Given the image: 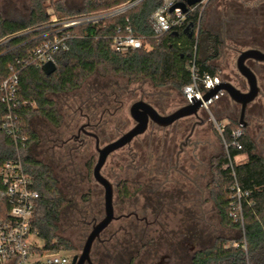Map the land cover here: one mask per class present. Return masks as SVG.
<instances>
[{"label": "rangeland", "instance_id": "obj_1", "mask_svg": "<svg viewBox=\"0 0 264 264\" xmlns=\"http://www.w3.org/2000/svg\"><path fill=\"white\" fill-rule=\"evenodd\" d=\"M54 1L45 0L47 14L52 11L55 13ZM246 1L252 3V6H258L261 0L213 1L206 9L202 25L213 38L223 35L226 39L220 56L213 64L217 66V76L222 81L231 82L242 92L248 90V85L236 68L239 54L251 49L248 45L252 42L264 48V8L260 6L256 14L250 15ZM65 6L68 12L79 13L84 9L85 0H65ZM31 10L32 0H0V14L6 19L26 23ZM211 44L209 39L204 46L201 44L202 56L213 54ZM255 70L258 71L259 67L255 66ZM260 86H263L261 90L264 92V81ZM99 87H105L103 91L108 94L107 99L112 100V103L103 107L107 112L102 115V125L95 130L91 129L101 137L102 146L118 139L135 126L136 122L130 115V107L135 102L141 99L151 101L162 115L170 114L180 108L181 104H185L183 94L158 90L149 83H130L121 76L94 75L81 89L62 98L50 95V99L58 103L65 121L56 129L43 118L35 117L31 128L39 135L40 140L32 147V154L38 161L50 166L59 190L68 200L74 201L82 214L79 222H63L61 226L60 235L70 241L74 250L60 253L70 260L81 254L92 229L91 223L104 217V189L93 177V169L98 160L95 140L82 137L83 143L71 141L66 146L62 144L76 136L78 129L87 122L81 113L88 111L85 109L80 112L79 108L84 107L86 100L94 95L95 88L101 91ZM113 90H116L115 96L111 95ZM101 100L103 97L98 101ZM240 109V105L226 94L208 110H202L200 117L204 124L196 127L192 143L180 155L178 163L176 160L180 145L188 137L192 125L197 122L195 117L184 118L166 129L150 124L146 133L108 157L102 174L114 185L123 179L143 182L140 192L129 200L119 199L117 193L114 194L116 216L135 212L139 218H147L148 224L150 223L149 226L144 221L140 224L141 227L145 225L147 247L136 255L137 246L128 245L129 252L134 251L133 255H136L133 264H193L194 254L211 248L219 237L234 242L243 236L241 229L226 226L219 216V210L211 196L213 174L210 164L213 157L227 150L226 137L221 134L218 126L226 127L231 124V128L236 131L235 123L240 122ZM245 121L248 124V134L264 156V98L259 97L250 105ZM242 130L246 135V127ZM245 162L246 155L235 158V164ZM166 178H170V181L166 182ZM178 189L185 191L181 195V201L172 203L173 200L165 195L160 199L166 203L164 211L157 216L155 210L158 211L162 205L158 206L159 200L155 198L156 195H152L153 190L164 195L177 192ZM156 220L157 224H153ZM124 225L128 224L123 220L113 222L101 237L109 238ZM140 226H128L133 232V239H137ZM32 241L39 247L45 245L40 237H35ZM120 249V245L111 246L110 255H107L103 246L97 245L92 253V260L94 264H118ZM162 256L168 257L162 259Z\"/></svg>", "mask_w": 264, "mask_h": 264}, {"label": "trees", "instance_id": "obj_2", "mask_svg": "<svg viewBox=\"0 0 264 264\" xmlns=\"http://www.w3.org/2000/svg\"><path fill=\"white\" fill-rule=\"evenodd\" d=\"M135 1L85 0L84 9L79 13L108 10ZM182 1L188 9H193L199 3L188 5L185 0ZM213 1L215 0H210L203 11L201 6H197L180 26L158 35L152 18L154 13L163 6L164 1L143 0L124 14L107 20L106 23L76 29L75 32L79 37L70 42V50L60 52L54 57L57 70L53 74L48 76L43 72L42 67L34 65L21 72V97L32 103L21 111L22 127L29 137L22 155L32 188L40 196L32 223L39 237L44 241L46 250H74L70 241L60 235L61 226L63 222L65 224L79 222L82 214L74 201L68 200L59 190L50 166L33 156L32 147L39 142L40 137L31 128L32 120L35 117H41L54 128H60L65 118L58 103L50 99V95L62 98L81 89L83 84L94 75L121 76L127 78L130 83H149L155 89L166 90L169 93L176 92L184 96L183 89L193 82L191 66L195 56L196 33L198 31L200 36L208 34L212 37L202 25L206 9ZM44 2L45 0H32L31 15L26 23L6 19L0 14V41L26 29L45 26L50 16L47 14ZM53 5L59 17L79 14L68 12L65 0H55ZM246 6L251 12L250 15H253L259 11L260 6L264 8V0H261L258 6L256 4L252 6V3L246 1ZM118 27L123 29L131 27L134 35L144 39V48L123 54L114 52L110 38ZM214 37L217 46H210L213 54L202 56L200 50L202 46H199L196 59V74L199 77L205 74L218 75V68L213 61L220 56L226 39L223 35ZM31 38L32 35L16 38L7 47L0 48V79L7 77L10 64L36 45V42H30ZM25 42H27L25 45L17 47ZM248 47L264 50L253 42ZM4 51L7 52L4 53ZM253 69L256 72L255 66ZM257 75L259 79L263 77L260 73ZM99 88L101 91L95 88L94 95L92 94L89 100H86L84 107H81L82 111L85 109L88 111V113L83 112L81 116L88 118L94 130L103 123L102 115L107 112L103 107L112 103V100L107 99L108 94L103 91L105 87ZM111 95L115 96L116 90H113ZM100 97H103L101 102L98 101ZM149 103L157 107L155 103L151 101ZM184 105L183 103L180 107ZM235 125L237 129L244 128L240 126V123ZM231 127V124L226 126L223 132L226 145L232 143L231 134L234 130ZM247 131L246 126V135L243 134L240 138L243 146L241 150L229 146L225 152L213 157L210 161L213 174L211 196L219 210V216L226 226L241 229L243 236L234 242L219 237L211 248L195 254L193 264H264V156L258 151L257 143ZM15 153L12 139L0 127V166L6 160L13 158ZM240 155H246V162L235 164V158ZM236 183L244 195L241 199L242 212L234 217L232 216L233 204L237 200L232 195H234ZM142 186L143 184H135L129 180H120L116 185L117 197L129 200L140 192ZM123 221L128 225H124L125 231L119 232L122 233V237L118 233L105 244H101L100 241L95 242L92 253L98 245L103 246L106 254L110 255L111 246L120 245L118 264H133L135 255H133L134 252H129L127 246L136 240L135 248L139 249L138 252L145 249L147 247L146 229L145 225L141 227L142 222L134 217ZM129 225L141 227L136 234L137 239H133L131 234L133 232L129 230L130 228L128 229ZM101 239L105 238L101 237Z\"/></svg>", "mask_w": 264, "mask_h": 264}, {"label": "built area", "instance_id": "obj_3", "mask_svg": "<svg viewBox=\"0 0 264 264\" xmlns=\"http://www.w3.org/2000/svg\"><path fill=\"white\" fill-rule=\"evenodd\" d=\"M163 1V6L154 13L152 18L154 29L158 35L170 32L180 26L197 6H201L203 11L210 0H201L193 9H188L186 5V11L181 7L172 11L177 4L184 3L182 0ZM140 2L142 1L136 0L108 10L80 13L69 17H59L52 11L48 14L50 20L45 26L29 28L0 41V48L7 47L16 38L29 35H32L30 42H36V45L24 56L17 58L8 66L7 77L0 79V127L12 139L16 151L13 158L6 160L0 166V264H71L72 261L60 253L63 251L46 250L44 246L39 247L32 241L33 238L39 237L32 222L40 196L32 188L22 155L29 137L24 133L22 127L21 111L32 103L21 97V72L32 65L43 67L50 61L55 63L54 57L60 52H68L70 42L79 37L75 32L76 29L106 23L107 20L124 14ZM110 39L112 41L111 48L116 53L123 54L144 48V39L134 35L131 27L125 29L118 27ZM200 42L201 36L197 31L195 56L191 66L193 82L183 89L188 104H193L191 97L196 96L197 99H200L212 87L223 82L219 76L205 74L199 77L196 74V59ZM6 52L4 51V53ZM224 94V92H220L205 101L201 105V110H208ZM218 129L223 135L225 127L218 126ZM242 136L241 128L233 131L231 134L232 143L226 147L232 146L241 150L243 148L240 142ZM243 195L241 188L236 183L233 197L237 201L233 204L232 211L234 217L242 212L241 199Z\"/></svg>", "mask_w": 264, "mask_h": 264}, {"label": "water", "instance_id": "obj_4", "mask_svg": "<svg viewBox=\"0 0 264 264\" xmlns=\"http://www.w3.org/2000/svg\"><path fill=\"white\" fill-rule=\"evenodd\" d=\"M185 1L188 5H194L197 2H200L201 0ZM177 7H181L184 11L187 10L186 4L180 3L177 4L172 9V11ZM209 38L210 36L208 34L203 35L201 39V44L204 46V43ZM212 40L215 41V38H212ZM249 60H253L258 63H264V51L253 48L247 49L245 51H241L237 58L236 68L241 74V76L246 79L248 85V91L246 92H242L240 89L236 88L231 82H221L216 86L212 87V89H210L209 91H207L204 96H202L200 99H197L196 96H194V98L191 97L193 104H187L167 115L160 114L152 105L141 99L132 104V106L130 107V115L136 122L135 126L128 132L121 135L117 140L107 144L104 147L100 146V142L96 134L87 132L85 130L86 125H83L81 127L80 130L85 131L87 135L95 138L96 140L95 147L96 151L98 152V160L93 169V177L95 181L100 184L104 189L105 213L104 217L100 221L93 224L92 229L86 238L81 254L75 255L72 258L71 264H94L91 258V253L95 242L101 241V234L111 225L114 220L118 219L115 216L114 210V186L110 182V180H108L102 175L101 172L104 165L106 164L108 157L112 153L130 145L133 140L138 136L146 133L149 129L151 122L157 124L159 127L167 128L183 118L194 116L199 119V125H203L204 121L200 120L201 105L205 101L210 100L220 92L226 93L233 102L240 105L241 109L239 123L241 126L245 127V116L247 108L260 95V88L258 85L257 77L247 64ZM42 70L46 75L49 76L57 70V67L54 62L50 61L43 65Z\"/></svg>", "mask_w": 264, "mask_h": 264}, {"label": "flooded vegetation", "instance_id": "obj_5", "mask_svg": "<svg viewBox=\"0 0 264 264\" xmlns=\"http://www.w3.org/2000/svg\"><path fill=\"white\" fill-rule=\"evenodd\" d=\"M212 38L213 37H210L209 38V41H210V43H212L211 45L213 46V47H216L217 46V41H216V39H215V41H213L212 40ZM208 40V39H207ZM261 51H264V50H261ZM247 64H248V66L252 69V71L255 73V75H256V77H257V80H258V85H259V88H260V95L257 97V98H259V97H262V98H264V92L261 90V88L263 87V86H260L261 85V82H263L264 81V63H258V62H255V61H253V60H249L248 62H247ZM254 66H258L259 67V70L258 71H256L257 73H260L261 74V76H263L261 79H259L258 78V75H257V73L254 71ZM260 66H262L261 68H260ZM262 80V81H261ZM224 82V81H223ZM248 91V90H247ZM184 93V92H183ZM226 95V93L222 96V97H224ZM184 97H185V95H184ZM221 97V98H222ZM220 98V99H221ZM256 98V99H257ZM143 100V99H142ZM146 102V101H145ZM185 105H187L188 103H187V99H186V97H185ZM148 103V102H147ZM253 103H255V101L253 102ZM150 104V103H149ZM252 104V103H251ZM250 104V105H251ZM151 105V104H150ZM184 105V106H185ZM250 105H249V107H250ZM153 106V105H152ZM154 107V106H153ZM183 107V106H182ZM249 107L247 108V111H246V115H247V112H248V109H249ZM155 108V107H154ZM80 109V112L82 111V108H79ZM156 109V108H155ZM179 109V108H178ZM157 110V109H156ZM202 110L200 109V112H201ZM82 114V113H81ZM161 114V113H160ZM191 117H194V116H191ZM196 118V117H195ZM184 119V118H183ZM87 120V122L85 123V124H83V125H86V127H85V130L87 131V132H90V133H94V134H96L95 132H93V131H91V129H92V127L90 126V123H89V121H88V118L86 119ZM182 120V119H181ZM196 120H197V122H195L193 125H192V127H191V129H190V133H189V135H188V137L185 139V141L184 142H182V144L180 145V149H179V152H178V154H177V163H178V161H179V158H180V155H182L183 153H184V151H185V149L187 148V147H189L190 146V144L192 143L191 142V139H192V136L195 134V130H196V127L199 125V119H197L196 118ZM200 120H202V118L200 117ZM180 121V120H179ZM204 121V120H203ZM178 122V121H177ZM177 122H175V123H177ZM174 123V124H175ZM150 124H153V125H155V126H157V127H159L157 124H155V123H153V122H151ZM173 124V125H174ZM82 125V126H83ZM172 125V126H173ZM248 124H247V122H246V126H247ZM81 126V127H82ZM245 126V127H246ZM81 127L78 129V132H77V135L76 136H73V138H71V139H69V140H67V141H65V142H63V146H66L68 143H70L71 141H79L80 143H83V139H82V137H90V138H93V137H91V136H89V135H87L86 133H85V131H83V130H80L81 129ZM171 127V126H170ZM248 127V126H247ZM159 128H162V127H159ZM167 128H169V127H167ZM162 129H166V128H162ZM97 135V134H96ZM97 137H98V139H99V142H100V138H99V136L97 135ZM94 140H95V138H93ZM117 140V139H116ZM115 141V140H114ZM113 142V141H112ZM111 143V142H110ZM109 144V143H108ZM95 145H96V140H95ZM107 145V144H106ZM106 145H104V146H106ZM100 146L101 147H104V146H102L101 145V142H100ZM95 149H96V147H95ZM98 153V152H97ZM113 154V153H112ZM105 166V165H104ZM104 168V167H103ZM103 170V169H102ZM177 170V169H176ZM102 172V171H101ZM103 175V174H102ZM104 176V175H103ZM105 177V176H104ZM107 178V177H106ZM108 179V178H107ZM109 180V179H108ZM123 180H128V179H123ZM129 181H132V180H129ZM167 181H170V178H166V182ZM111 182V181H110ZM133 183H135V184H143V182H140V181H132ZM112 183V182H111ZM113 184V183H112ZM118 184V182L116 183V185ZM116 185H114L113 184V186H114V194H115V192H116ZM184 190H181V189H178V191L177 192H173V193H170V194H160L159 192H156V191H154L153 190V194L152 195H156L155 196V198H157L159 201L157 202V204H158V206L159 205H162V206H160V209H158V211L157 210H155V212H157V216H159L160 214H159V212H161V214H162V211H164L163 209H164V205H166V203L165 202H162V201H160V199H162L165 195H168L167 196V198L168 197H170V199L171 200H173V202L172 203H176L177 202V200L178 201H181V195H183L184 194ZM158 193H159V195H158ZM162 195V196H161ZM154 198V199H155ZM153 199V202L155 201ZM162 207V208H161ZM156 209V208H155ZM114 210H115V204H114ZM105 211V210H104ZM105 213V212H104ZM115 216H116V214H115ZM118 219H116V220H114L113 222H116V221H122V220H127V219H130V218H132V217H134V218H136L137 220H140L141 222H145L146 224H147V226H149L150 225V223L148 224V221H147V218H139V216H138V214L137 213H128V214H121V215H118V216H116ZM94 223H96V220H94L93 221ZM91 223V225L93 226V224L94 223ZM112 222V223H113ZM157 222V220L155 221V222H153V224H155ZM111 223V224H112ZM153 224H151V225H153ZM157 224V223H156ZM111 226V225H110ZM109 226V227H110ZM108 227V228H109ZM123 227V226H122ZM107 228V229H108ZM106 229V230H107ZM121 231H125V228L123 227V228H121V229H119V231H116L114 234H112V235H110V237L109 238H105L104 240L103 239H101V241H100V243L101 244H105V242L106 241H108V240H110L112 237H113V235H116V234H118L119 232H121ZM133 245H135V242L134 243H132ZM132 245H130V247H131ZM183 246H184V244H183ZM130 247L129 246H127V249L129 250L130 249ZM134 249V248H133ZM130 251V250H129ZM132 252V251H131ZM134 252V251H133ZM132 252V253H133ZM136 255H138V250H136ZM196 254V253H195ZM195 254H194V256H195ZM135 255V256H136ZM168 256H162V259H164V258H167ZM193 259H194V257H193ZM71 263H72V261H71ZM163 262H161L160 264H162Z\"/></svg>", "mask_w": 264, "mask_h": 264}]
</instances>
